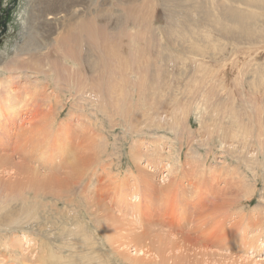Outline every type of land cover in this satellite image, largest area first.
Here are the masks:
<instances>
[{
	"label": "bare ground",
	"instance_id": "obj_1",
	"mask_svg": "<svg viewBox=\"0 0 264 264\" xmlns=\"http://www.w3.org/2000/svg\"><path fill=\"white\" fill-rule=\"evenodd\" d=\"M64 1L29 0L28 10L31 7L30 11L26 10L20 16L24 27L18 33V39L6 48L5 52H0V71H4L6 75L0 76V173L3 175V177L0 176V223L1 226L7 227L5 233L19 231V224L29 225L30 220L35 217L36 205L41 210L43 206L46 211L49 204L52 210L58 211L60 200H66L68 204L75 202L74 198H70L72 191L77 190L83 194V186H81L83 180L88 178V184L93 183L94 177L91 172L102 157L98 152L100 149L103 150L102 137H105V133H102L100 129L98 131L95 119L92 121L90 115L97 114L99 119L101 115L107 116L110 124L117 125L118 123L113 122H117L116 116L120 117L124 112L123 105L126 104V99V102L133 105L136 98L134 94H131L132 98H126V93L123 95L127 87L124 84L125 81L130 84L131 92L133 89L141 90L138 89L140 86L146 93L144 96L145 93L142 90L141 94H144L136 99L139 105L147 107L144 113L140 110L143 121L147 115L152 114V109H158L161 100L166 96L163 101L176 114L171 122L173 130L179 125L178 105L180 95L185 92L182 91V87H176L172 81L191 80L189 93H193V88H198L195 91L198 97L193 102H196V108L200 110L198 112L202 116L201 124L209 122L214 119V116L217 117L220 114L219 111L226 98L230 96L235 98L234 90L228 91L227 79L232 77L229 72H234L233 78L242 80L257 78L262 81L261 86L264 88V59L251 61L257 53L264 51V0H159L164 6L170 5L180 9L176 12L174 26H169L166 32L165 29L162 31L160 26L145 22L144 17H139L135 25L127 24L130 14L125 12L119 14L112 0H104L99 10L86 5L80 7L82 0ZM117 2H124V0H117ZM90 4L98 5L100 1L90 0ZM105 11H108V14H105ZM65 21L74 28L72 37L82 42L79 44L78 51L71 47L74 43L70 41L64 44L59 39H54V43L34 42L32 31L26 29L28 25L34 23L46 22L49 25ZM75 22L77 25L73 26ZM106 22L110 23L109 27L106 26ZM91 23H97L98 31L105 34L108 30L112 37L103 39L99 45L97 42L99 40H96L98 37L96 38L97 35L90 26ZM125 36L129 37L126 42L123 40ZM114 38L117 40L113 41ZM94 39L96 42L93 41ZM238 52L244 53V58H239ZM249 56L252 57L249 58ZM127 62H130L131 66H128ZM246 64L251 68L245 72V75L243 68ZM134 65L138 68L132 70ZM13 66L24 70L23 75L28 69L36 68L41 72L38 76L39 81L38 78L32 79L35 76H29L30 78L26 77V80H30L28 83H21L18 87H14L13 82H16L19 76L13 77L16 78L15 80L11 79L9 73ZM141 73H144L143 78ZM131 74L136 76L131 78ZM241 82L243 86L248 85L246 82ZM216 84L218 93L207 98V94ZM50 86L53 90L48 92ZM66 96L73 97L75 102L70 105L66 116L62 117ZM187 102L188 106L182 107L185 111L191 106V102ZM236 102L237 100L234 99L233 103ZM112 105H115L116 112L113 111ZM135 108L139 109L138 106H131L126 110L127 115H131L130 119L135 122L132 130L138 128L136 118L131 112L136 111ZM237 108H239L238 105L234 107L232 105L230 111L223 115L233 117H231V130L224 133L223 127L219 126L217 127L218 137L212 138V141L223 142L225 152L235 160L234 167L231 170L226 169L227 171L223 173L220 169H215V172H211L212 174H207L208 178L205 180L204 169H200L202 166L192 164V193L199 195L200 200L192 203L189 202L190 199H186L185 207L187 211L193 206L198 212L199 215L195 216L196 226H200L202 219L211 223L206 230L204 229L205 231L200 229L201 232L208 231V234L220 241H230L234 237H241L249 227L255 232L258 231L250 235L248 240L253 245L262 233L264 235V215L260 213L259 217L255 216L257 219L249 217L250 220L246 210L242 208L239 215L236 211L240 208L238 210H232V208L243 199L240 196L248 195L246 201H242L241 204L253 200L255 194L250 193L251 181L253 183H258V180L264 181V142L258 144L255 141L252 143L251 137L240 138L244 136V130L240 129L241 126L236 120ZM78 109L83 115H88L87 122H82V115ZM205 114L208 116L207 120L204 118ZM256 149L259 150L256 152ZM137 155L134 156L135 159L138 158ZM179 161L174 162V165L176 166ZM139 172L142 173L141 170ZM139 172L136 174L131 171L128 174L129 179L136 180L129 189L132 198L138 201L140 197L137 187H140L139 185L143 187L145 198L149 200L145 207L147 210L157 199L154 195L157 188L154 182L152 183V178L141 177ZM110 181V187L114 186L117 189L115 178H110ZM236 184L240 190H237L234 196L230 195V191L233 186L236 188ZM170 187L167 192L169 194L173 191V187L171 185ZM87 194L83 195L87 210L99 217V223L105 227L104 231L111 240L110 244L113 245L115 232L117 234L123 230L116 228L120 224L116 223L118 219L111 215L106 204L104 205L100 199H94L95 196L92 198ZM169 194L167 198L171 195ZM168 201L174 202L171 198ZM135 206L140 207L139 203ZM235 213L238 218L233 219L232 225L228 228L227 214L233 216ZM171 215L172 224L175 216L173 213L169 216ZM225 215L226 217L222 218ZM163 217L164 214L161 218ZM37 219L39 220V217ZM12 225L15 228H12ZM110 227H114L115 232ZM195 228L194 230L197 231ZM125 229L127 230L126 227ZM126 234L131 235L128 240L135 246V254L140 256L146 254L147 250L143 249L146 247L141 245L147 234L145 235L143 231H136L133 235L128 231ZM28 235L27 231L23 232V238L27 239ZM184 237L185 247H192L194 244L204 253L206 248L203 249L202 246L189 242L188 238ZM262 239L264 240V236ZM186 242L189 243L186 244ZM260 243L264 245V241ZM259 246L255 245L257 248Z\"/></svg>",
	"mask_w": 264,
	"mask_h": 264
},
{
	"label": "rangeland",
	"instance_id": "obj_2",
	"mask_svg": "<svg viewBox=\"0 0 264 264\" xmlns=\"http://www.w3.org/2000/svg\"><path fill=\"white\" fill-rule=\"evenodd\" d=\"M28 1L29 0H0L1 53L5 52L6 48H9L12 43L18 39V33L24 27V24L21 23L20 16L24 11H30L31 8L30 7L28 10ZM61 1L65 2L64 0ZM99 1L100 4L91 5L90 0H82V5H80V7L86 5L87 7L93 9L97 8L99 10L101 8L100 5L104 3V0ZM112 1L115 9L119 10V14L124 12L130 14L127 24L135 25L139 17H144L145 22L160 26L162 31L165 29V32L169 26H174L175 17L177 16L176 12L180 10L170 5L164 6L159 0ZM107 10H109V8H107ZM107 12L108 11H105V14H108ZM193 22L194 21L192 20V23ZM107 23L108 22H106V26L109 27L110 23ZM96 24L91 23L90 26L94 29V32L97 35L96 38L98 37L95 39L100 41H97L100 45L103 39L107 37L110 39L112 36L108 33V30L106 34L105 32L98 31V24ZM75 25H77L76 22L73 26ZM71 28L72 26L65 21L63 23L58 22L57 24L51 23L49 25L46 24V22H43L42 24L34 23L33 25H28L26 29L27 31H32V40L34 42H39L40 44L47 42L54 43V39H59L64 44L65 42L70 41L74 43L71 47L78 51L79 44L82 42L72 37L74 28ZM126 32H128V30H126ZM127 34H129V32ZM127 38L129 39L128 36H125V38L123 37L124 42L128 40ZM95 39L93 40L94 42H96ZM115 40H117V38L113 39V41ZM51 54L56 55L54 52H51ZM263 55L264 51H260L255 57L251 58V61L255 62L256 59L263 60ZM237 56H240L239 58H244L245 54L238 52ZM250 57L252 56H249V58ZM127 64L128 66H131L130 62H127ZM246 66L243 68L244 73L248 72V69L251 68L250 65L246 64ZM137 68L138 67H135L134 65L132 70ZM23 72L24 70H19L18 67L13 66L11 68L9 73L11 79L15 80L16 78L13 77L19 76V79L16 80V82H13L15 84L14 87H18L21 83H28L30 80H26V77L35 76L32 79H37L39 73H41L33 67L28 69L24 75ZM117 73L120 74V72ZM229 73H231L232 77L227 79L228 91L232 92L234 90L235 98H232L231 96L230 98H226L223 107H221V110L219 111L220 114H218L217 117L214 116V119L205 124H201L200 120H202V116L198 112L200 110H197L195 105L196 102H193L195 98L198 97V94L195 92L198 88H191L193 93H189L192 85L191 80L188 82L185 80L172 81L176 87H182V91L185 92L183 95H180V103L177 111V116L179 115V125L175 130L172 129L171 126H173V124H171V122L175 119L176 114L171 108H169L165 101H163L166 99V96L161 100V105L158 109H152V114H149L151 116L147 115L143 121L141 114L145 112L147 107H142V104L139 105L136 99L144 94L145 91L138 86V89L141 90L133 89L131 92L130 84L125 81L126 83L124 82V84H126L127 87L125 88L126 92L124 91L123 95L126 93V98H132L131 94H134V96L136 95V98L133 97V105L126 102V99V104L123 105L124 112L120 117L116 116L118 118L117 122H113L118 123L117 125L110 124L107 116L101 115L102 118L100 117L99 119L97 114L90 115L92 121L95 119L94 122L96 123L98 131L101 130L102 133H105V137H102L103 150L100 149L98 152L102 157L100 158V161L94 165V170L91 172L94 177L93 183L89 185L88 178L83 180L81 183V186H83V194H80L77 190L72 191L73 193L70 198H74L75 202L68 204L66 200H60L58 211L52 210L49 204L47 205L46 211H44L43 206H41L43 209L41 210L37 208L36 205L35 208L37 210L34 211L35 217L30 220L29 225L26 223L19 224L20 230L17 232L13 231L12 233H5L7 227L1 226L0 223V264H264V245H260V242L264 241L262 239L264 236L263 233L253 245L252 242L248 240L250 239V235H253L258 231L255 232L254 230H251L250 227L246 230L245 234L241 235V237H234L230 241H220L208 234V231L204 233L206 228L211 225L210 222L202 219L199 224L200 226H196L195 219L199 215L198 212L194 210L193 206L189 210L187 209V211L185 207L186 199H190L189 202L192 203L195 200H200L199 195L192 193V164L195 163L196 165L202 166L200 169H204L205 180L208 178L207 174H212L215 172V169H220V172L223 173L234 167L233 164L235 163V160L232 159L229 153L227 154L225 152L223 142H219L217 139V141H212L213 137L217 138L219 135L217 127L222 126L224 133H228L231 130L232 116L224 117L223 115L230 111L232 105L233 107L235 105L239 106V108H237L238 117L236 120L241 126L240 129L244 130V136L240 138L251 137L253 139L252 143L255 141L258 144L264 142V88L261 86L262 81L252 77L243 78V80L241 78H233L234 72ZM1 75H4V71H0V76ZM21 75L24 76V78ZM5 76L6 75L2 77ZM130 76L131 78H134L136 75L131 74ZM143 76L144 73H141L142 78ZM37 80L39 81V78ZM241 81L246 82L248 85L243 86ZM52 90L53 88L51 87L48 89V92ZM142 90L144 93L141 94ZM217 91V84L213 85L212 90L207 94V98L218 93ZM144 96H146V93ZM93 97L94 96H92V98ZM201 98L202 97L200 96V99ZM234 99L237 100L236 103H233ZM187 101H189V103L191 102V106L185 111L184 108L188 106L186 105L188 104ZM74 102L73 97H65V102L63 104L65 110L62 117L66 116L70 105ZM112 106L114 109L112 110L116 112L117 109L114 107L115 105ZM131 106H138L139 108H135L136 111H131L133 112L132 114L134 118H136L138 126L135 130H132V128L135 127V122L130 119L131 115H127L126 113L127 108L130 109ZM162 106L166 108L164 109ZM183 106L184 108H182ZM110 108H112L111 105ZM140 110L142 113H140ZM78 112L82 115V122H87L86 117H88V115H83L80 109H78ZM123 115L126 118H124ZM196 116L198 118H196ZM204 118L207 120L208 116L205 114ZM152 120L156 121V123ZM157 120L159 122H157ZM139 122L141 124L140 126ZM205 126L207 127L205 128ZM258 150L259 149H256V152ZM95 152L97 151L95 150ZM136 154H138L137 159L134 157ZM178 160L180 161L177 162V165L175 166L174 162ZM228 164L231 165L227 166ZM223 166L226 167L223 168ZM140 170L142 173L139 172ZM131 171L136 174L139 172L141 177L147 176L152 178L151 181L152 183L154 182L153 184L155 188H157L156 191L158 194L156 191L154 192L155 198H157L153 201L154 205L150 208L147 207L150 210H145V207L147 206L146 203H148L149 200L145 198V192L141 185H139L140 187H137L139 190V200L137 201L131 196L129 187L136 182L135 179H129L128 174ZM108 173L110 174V177L108 176ZM187 173L188 175L186 176ZM0 176L3 177L2 173H0ZM6 178L7 176L5 179ZM110 178H115L117 181V189H115L114 186L110 187ZM175 182L177 183L175 184ZM257 182L258 183H253L251 181L250 193L255 194L253 200L241 204L242 201H246L248 195L244 197L240 196L243 199L236 203V206L232 208V210H238L240 208L236 211L239 215L241 214L242 208L246 210L248 219H257L255 216H258L260 213L264 215V181L258 180ZM170 185L173 187V191L170 190L173 194L169 191L171 195L167 193L171 188ZM237 190H240V187L236 184V188L233 186V189L231 190L232 192L230 191L229 194H233L234 196L238 192ZM87 193L91 197L95 196L94 199H100L104 205L106 204L105 206L109 209L111 215L118 219L116 223L120 224L117 225L118 227L116 228L123 230L116 234L115 228L110 227L115 232L113 236V238H115V243L113 245L110 244L111 240L104 231L105 227L99 223V217H97L96 214H91V212L87 210V204L83 197V195ZM168 194L170 195L168 196L169 198H167ZM192 197L195 199L192 200ZM170 198L171 201L174 202H169L168 200H170ZM66 199L68 200V198ZM137 203L140 205L139 208L137 207L138 205L135 206ZM171 204L173 205V208L171 207ZM140 208H142V210ZM172 209L176 211H173ZM171 213L175 216L172 224L170 222L172 215L169 216ZM249 213L253 216L251 217ZM163 214V218L165 219L161 218ZM237 214L235 217L234 215L230 216L227 214L226 222L228 228L232 225L233 219L237 220ZM37 217H39V220ZM225 217L226 215L222 218ZM11 227L15 228L13 225ZM125 227L127 230H124ZM194 228L197 231H195ZM117 229L116 231H118ZM200 229L205 230L201 232ZM26 231L29 233L27 239L26 237L23 238V232ZM128 231L131 232L132 235L136 231H143L145 235L147 234V236H145V241H143L141 245L142 247H146H143L145 251L147 250L146 254H141V256L135 254V246H133L132 243H129L130 240H128L131 235L127 236L126 234ZM119 235H121V237ZM184 236L188 238L189 242H195L199 246H202L203 249L206 248L204 249V253L203 250L201 251L194 246V244H192V247H185ZM189 242H186V244ZM124 243H126V245ZM146 245H150V247L153 246V248H148ZM255 245L260 246L257 248Z\"/></svg>",
	"mask_w": 264,
	"mask_h": 264
}]
</instances>
